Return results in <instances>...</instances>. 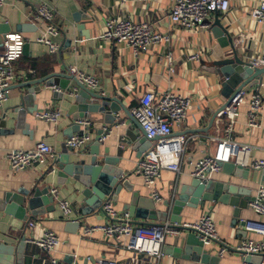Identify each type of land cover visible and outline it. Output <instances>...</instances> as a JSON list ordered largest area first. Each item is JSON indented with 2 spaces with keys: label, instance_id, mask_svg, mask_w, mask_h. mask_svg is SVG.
I'll return each mask as SVG.
<instances>
[{
  "label": "crops",
  "instance_id": "1",
  "mask_svg": "<svg viewBox=\"0 0 264 264\" xmlns=\"http://www.w3.org/2000/svg\"><path fill=\"white\" fill-rule=\"evenodd\" d=\"M261 1L231 0L230 10L227 13H219L222 24L234 38L246 62L258 59L264 51V27L256 24L250 17L251 11ZM41 2H50L57 10L55 23L60 29V34L53 40L60 46V51L57 54H50L45 45L34 41L25 46L23 57L16 64L19 76L11 88L9 99L0 109V124L5 113L16 119L13 110L20 105L21 95L26 94L20 87L22 84L26 81L41 80L55 72H66L70 68H77L86 75L98 78L99 86L92 91L104 97L117 95L123 100L124 106L130 113L139 105L141 97L146 92H154L158 96L173 92L190 98L191 105L187 112V120L175 128L174 136L186 134L190 130L208 128L215 112L225 104L226 99L221 93V77L216 73L219 68L214 64L227 58L230 49L220 48L212 36L211 28L198 32L175 27L168 19L171 0H132L125 5H122L120 0H6L5 6L0 10V25L8 27L9 31L5 35H0V49L5 42V36L9 34H22L33 40L42 35L46 26L34 19L36 8ZM112 18L150 23L157 32L171 35L170 46H154L147 53L136 56L129 49L101 39L106 30V21ZM214 20L215 14L212 16V23ZM18 27L20 30H17ZM86 34L89 38H86ZM169 53L172 54L174 74L168 71ZM196 55L199 56L198 61L189 60L191 56ZM42 88L45 89V94L35 101L37 113L59 110L61 118L59 123L54 125L38 120L35 117L37 113L28 116L27 124L31 126V136L30 133L25 134V130L15 129V120L8 122L7 129H2L0 125V200L8 192H17L21 188L30 189L44 176V185H48L50 191L53 187H57L59 199L70 201L73 212L66 218L56 204L55 209L45 211L38 217L27 216L21 219L0 209V244L10 242L11 235L19 236L25 232L28 240L26 253L34 256L33 264H52L50 257L31 241L40 237L45 231L52 230L61 239L54 255L61 264H94L99 260L106 263L113 259L119 264H149L147 257L128 250L125 241L107 237L101 231H95L89 236L83 235L84 226L105 224L109 219L104 212L98 210L86 211L88 213L83 215L84 184L74 176L62 172L54 161L48 166L38 164L33 168L18 171L9 166L7 154L10 151H29L41 142L51 146L58 154V158L66 151L65 144L70 137L74 117L71 111L74 99L65 94L62 100H55L53 87L47 89L42 85ZM74 88L72 84L69 91L73 92ZM255 91L256 89H252L246 94L233 133L237 143L252 148L250 162L264 160V104L260 113V127L252 129L248 126L249 101ZM258 91L264 98V87ZM118 117L117 125H106L103 126L104 128L103 116L93 117L95 121L94 123L91 121L88 133L92 135L93 140H96L102 128L109 131L106 140L101 143L100 153L107 152L108 156L117 158L116 167L128 176L132 190L137 191L141 197L153 200L156 210H159L162 203L175 192H179L181 187L190 184L194 178L191 175L194 164L206 154L215 151V140L224 137L226 127V120L218 115L208 133L185 135L189 142L185 148L181 171L162 172L155 186V191L161 195L162 200L156 201L142 176L136 173L137 161L149 149L150 142L145 140V143H141L139 139L132 140L128 134L133 132L132 136H135L134 134L140 133L139 130L123 112ZM9 130H15L14 134L8 133ZM81 130L84 131L83 128ZM94 142L80 152H72V160L75 157L90 158ZM51 166L54 168L53 171L49 170ZM208 179L240 189H248L253 199L257 188L264 185V168L250 169L248 179L229 175L224 169L211 173ZM122 193L124 195L128 192L123 189ZM122 195L118 202H114L116 208L121 211L124 205ZM106 199H111V196ZM206 213H211L213 216L222 241L205 245L215 258L204 262L202 259L192 258L191 255L184 257L182 253L174 257L164 252V263L244 264L248 259L245 260L235 251L221 257L219 251L222 243L235 246L246 237L264 239V235L247 230L244 224L245 221L263 220L253 211L250 203L248 208L241 211L237 220L234 217V207L229 204L207 202L204 207H185L181 214V223L197 221ZM79 217H82L79 228L68 225L70 219ZM30 221L35 223L34 227L28 225ZM133 222L136 226L162 223L160 220H141L134 217ZM26 226L28 227L25 231ZM188 234L189 231H183L179 235L167 236L163 251L165 246L183 247L181 240Z\"/></svg>",
  "mask_w": 264,
  "mask_h": 264
},
{
  "label": "built area",
  "instance_id": "2",
  "mask_svg": "<svg viewBox=\"0 0 264 264\" xmlns=\"http://www.w3.org/2000/svg\"><path fill=\"white\" fill-rule=\"evenodd\" d=\"M132 0H120L125 5ZM168 13L169 21L178 28L196 31L211 28L212 16L215 13H227L231 8V0H171ZM6 0H0V10L5 6ZM57 10L50 2H41L36 8L34 19L45 24V31L39 38L29 39L22 34H9L5 36V42L0 49V109L9 99L10 91L19 74L16 64L22 59L24 48L32 41L43 44L50 54H57L60 46L53 38L58 37L60 29L55 23ZM251 19L264 27V0L250 13ZM170 34H161L154 26L147 22H134L127 19L112 18L106 21V30L101 39L113 42L131 50L136 56L147 53L154 46H170ZM191 61H198L199 56H191ZM172 54L168 55L170 74H174L172 68ZM253 68H264V51L261 57L251 61ZM81 84L91 90L99 86L98 78L86 75L70 68ZM264 87V80L260 88ZM259 88V89H260ZM259 89L251 94L248 111V126L252 129L260 127L259 119L263 108L264 98ZM246 94H239L233 102L218 115L226 120L223 138H216V148L212 154H206L193 166L191 175L200 180H207L211 173L219 172L226 162H234L250 169H263L264 160L249 161L252 148L249 145H241L233 138L235 126L240 116V107L245 103ZM191 105V99L167 92L158 96L154 92H146L140 99L139 105L132 109L131 114L141 124L150 142V148L142 154L136 164V173L142 176L145 185L151 189L152 196L156 201H161V195L155 191V186L164 170H172L179 173L184 159L185 148L189 142L185 135L174 136L176 127L184 124L187 120V112ZM38 120L57 125L61 118L59 110H47L37 113ZM83 128V134L73 135L66 141V147L75 152H80L84 147L95 141L88 133L91 123L87 120L79 122ZM109 131L103 130L101 143L106 140ZM58 158V154L48 144L41 142L29 151L13 150L7 154L9 166L13 170H26L46 164L47 166ZM52 169V170H51ZM52 166L49 170L53 171ZM51 193L55 197L64 217H69L73 212L70 201L59 199V189L53 187ZM253 211L262 217V221H245L246 229L264 235V185L256 190L255 197L250 201ZM104 213L109 222L101 225L84 226L82 233L89 236L95 231H101L105 236L116 240L125 241L128 250L145 256L149 264H166L163 262V246L165 239L170 235H179L183 231H195L200 239L206 244L221 241L216 222L211 213L204 214L194 222L172 224L170 221L151 226H136L133 217L128 211L118 210L112 199L103 204ZM30 227L35 223L30 221ZM45 254L50 257L52 264H61L54 256L60 243V237L52 230L45 231L40 237L31 240ZM232 251L238 252L247 260L244 264H264V239L244 238L237 245L231 246L223 242L219 251L222 257ZM255 257L257 260H250ZM75 264V263H70ZM94 264H119L116 260H108L106 263L99 260Z\"/></svg>",
  "mask_w": 264,
  "mask_h": 264
},
{
  "label": "water",
  "instance_id": "3",
  "mask_svg": "<svg viewBox=\"0 0 264 264\" xmlns=\"http://www.w3.org/2000/svg\"><path fill=\"white\" fill-rule=\"evenodd\" d=\"M86 19H88V16H86ZM17 30H20V28L18 27ZM8 31V27L0 25V35H5ZM211 33L222 50L230 49V52L226 55L227 58L214 64L219 68L216 73L221 77V93L226 101L215 112L208 128L190 130L186 134L208 133L221 111L228 107L239 94H248L252 89H259L264 80V68H253L251 62H246L245 56L240 53L234 38L222 24L218 13H215V20L211 25ZM85 36L89 38L87 34ZM72 84L75 88L73 92H70L69 89ZM42 85L47 89L52 87L55 89L53 91L55 100H62L65 94L74 99V104L71 108L74 117L69 138L74 134L84 133L79 125L80 121L87 120L90 123L91 121L94 123L95 120L93 119L95 118L93 117L103 116L102 127L106 125L115 126L118 122V115L123 112L134 122L140 132L139 134H134L135 136H132L133 132H131L132 134H128V136L132 140L139 139L141 143H145V140H147L146 132L139 121L124 106L121 98L117 95L104 97L93 92L81 84L69 70L66 72H55L41 80L26 81L22 84L20 87L25 90L26 94L21 95L20 105L13 110L16 119L13 116L9 117L8 113H5L0 124L2 129H7L8 122L15 120V129L25 130L24 133H30L29 135L31 136V126L27 124V119L28 116H33L38 111L35 101L45 94V89L42 88ZM103 128L98 132L90 158L75 157L72 160L71 154L75 151L66 148L61 157L54 161L62 172L74 176L84 184L83 195L85 196V202L83 204V215L88 213L86 211L93 212L98 210L104 212L103 204L108 200L106 198L111 196L114 202H118L123 194V189L130 193L122 195L124 199L123 210L128 211L132 217L141 220L170 221L172 224H179L182 221L181 214L185 207H204L207 202L213 204L220 202L233 206L234 217L237 220L241 211L248 208L252 200L248 189H240L239 187L210 179L200 180L193 178L189 185L181 187L179 192H175L172 197L162 203L159 210H156L153 200L141 197L137 191L134 192L132 190L131 184L127 179L128 176H125L123 171L116 167L117 158L108 156L107 152L105 154L100 153V139L103 135ZM14 132L15 130L8 131V133L12 134ZM148 148H150V144H148ZM223 169L229 175L244 179L249 178L250 168L236 165L234 162L224 163ZM43 178L44 176L30 189L21 188L17 192L6 193L3 199L0 200V209L5 210L7 213H12L21 219H25L27 216L38 217L45 211L55 209L57 202L50 191V187L44 185ZM44 206L45 209H43ZM81 218L70 219L68 225L73 228L76 226L79 228L81 226ZM244 224L246 225V222ZM187 231H189V234L181 240L183 247L171 248L165 246L164 252L174 257H178L183 253L184 257L191 255L192 258L202 259L204 262L215 258L195 231ZM10 238V242L0 244V262L3 264H33L34 256L26 253L28 245L26 233L23 232L19 236L11 235ZM250 260H257V258L250 257Z\"/></svg>",
  "mask_w": 264,
  "mask_h": 264
},
{
  "label": "rangeland",
  "instance_id": "4",
  "mask_svg": "<svg viewBox=\"0 0 264 264\" xmlns=\"http://www.w3.org/2000/svg\"><path fill=\"white\" fill-rule=\"evenodd\" d=\"M197 31H198V32H201V29H198Z\"/></svg>",
  "mask_w": 264,
  "mask_h": 264
}]
</instances>
